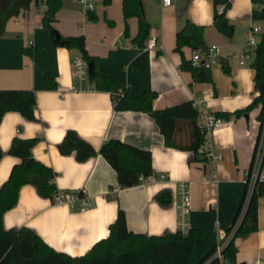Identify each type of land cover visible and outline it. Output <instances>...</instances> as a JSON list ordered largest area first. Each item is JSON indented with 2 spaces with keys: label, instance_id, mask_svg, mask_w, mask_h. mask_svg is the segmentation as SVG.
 <instances>
[{
  "label": "crops",
  "instance_id": "crops-1",
  "mask_svg": "<svg viewBox=\"0 0 264 264\" xmlns=\"http://www.w3.org/2000/svg\"><path fill=\"white\" fill-rule=\"evenodd\" d=\"M80 1L61 0L62 6L50 23L53 31L62 38L83 36V47L95 59L98 72L117 82L132 98L149 91L155 94L151 101L153 110L199 96L210 113L229 114L208 135L211 152L220 159L196 161L190 150L166 146L159 127L147 113L116 111L109 92L93 89L87 79L80 84L74 80L70 63L79 56L78 50L54 44L51 33L41 26L44 6L32 1L6 22L0 36V90H30L35 98L34 120L5 112L0 121V187L18 163L7 154L11 141L35 139L31 156L54 171L56 192H80L88 207L79 212L53 204L50 199L37 196L35 189L26 184L19 189L15 205L5 210L2 228L30 229L55 252L70 258L85 254L94 243L103 240L118 210L124 213L125 226L133 234L174 233L178 231L176 184L183 182L188 192L187 229L202 234L194 240L189 256V264H197L212 250L216 234L233 225L245 191L260 108L237 117L232 113L245 109L257 95L253 92V73L247 61L250 59L243 56L250 52L245 43L248 30L254 26L260 35L264 31V3L175 0L162 7L159 0H140L141 12L149 25L146 40L153 38L158 45L156 49L144 50L145 42L139 49L131 41L137 34V18L131 16L124 22L122 0H110L105 7L99 0H91L90 11L96 22L87 20ZM224 7L227 23L233 29L229 39L211 25L213 16ZM185 21L203 28L205 46L219 48V66L209 69L211 83H197L187 71L179 69L181 58L174 51V42ZM124 24L127 36L123 35ZM192 51L183 47V59L189 60ZM79 85L84 90L73 89ZM68 131H73L96 154L83 161H77L74 152L62 154L59 145ZM192 131L186 119L177 120L172 141L187 145ZM109 140L149 152L151 175L143 185L118 187L114 171L98 154ZM259 156L258 153V161ZM258 173L264 178V163L259 165ZM160 192L170 193L167 206L156 201ZM256 206V229L232 239L235 264H263L264 197L257 199Z\"/></svg>",
  "mask_w": 264,
  "mask_h": 264
},
{
  "label": "trees",
  "instance_id": "trees-1",
  "mask_svg": "<svg viewBox=\"0 0 264 264\" xmlns=\"http://www.w3.org/2000/svg\"><path fill=\"white\" fill-rule=\"evenodd\" d=\"M32 1L36 5L44 6L41 26L51 33L54 44L63 48L78 50L82 61L87 65H92L87 80L93 89L110 93L114 110H134L147 113L159 127L166 146L179 150H190L193 159L196 161L206 160L202 150L204 134L199 132L197 126H195V112L191 109L190 102H183L180 105L167 107L163 110H153L151 101L155 94L149 91L142 93L139 97L132 98L125 90L120 88L117 82L109 79L100 71L98 72L95 59L90 57L83 47V36L62 38L51 28L50 23L54 20V14L62 6L61 0H0V36L3 34L6 22L16 17L20 10L26 9ZM99 1L103 7L110 4V0ZM262 1L264 3V0ZM262 10L264 11V4ZM121 13L124 22L131 16L137 18V34L131 41L139 49L142 48L143 42L146 41L148 36L149 25L141 12L140 0H122ZM84 14H86L88 21L96 22L97 18L90 10H85ZM211 25L224 37L228 39L231 37L233 29L225 18V7L220 13L213 16ZM123 30V35L127 36L126 24H124ZM202 34L203 28L201 26H195L189 21H185L175 35L174 51L181 58L180 71H187L197 83H211L209 69L194 68L191 66L190 61L184 60L181 55L183 47H188L191 50L205 48ZM258 42L252 51L249 63L253 73V92L257 95L251 99L245 109L232 113L233 116L237 117L247 114L257 106L260 108L256 117L259 124L258 133L251 154L250 166L245 177V191L233 225L247 196V185L256 155L258 153L264 154V148L262 149V144H264V31ZM222 69L227 72L225 67H222ZM34 107L35 98L30 90H0V121L5 112H15L27 120H34ZM215 115L222 120H227L230 117L229 114ZM183 119L190 123L193 131L189 144L180 146L172 141V136L176 121ZM35 142V139L14 138L8 147L7 154L16 158L18 163L10 169L4 184L0 187V264H189V256L195 243L194 240L202 237L198 230L187 229L186 233L176 231L158 236L133 234L125 226V217L122 210H118L114 221L108 225V235L103 240L94 243L85 254L72 258L61 252H55L30 229L22 227L18 230H3V214L5 210L15 205L18 199V191L22 185H31L37 196L48 198L51 201L56 192L53 183L54 171L43 163L35 161L31 156V149ZM59 146L62 154L74 152L77 161L86 160V158L96 154L92 147L80 140L73 131H68ZM98 154L114 171L117 185L120 188L136 186L138 176L148 177L151 175V160L147 151L120 141L109 140L102 144ZM2 156L3 153L0 150V159ZM251 190L232 239L237 235L251 233L256 229V202L259 197H264V181L259 180L257 177ZM170 199L171 196L168 192H160L156 196V201L162 206H167ZM231 227L225 232H229ZM232 239L221 252V256L227 264H235V250ZM212 251L213 248L197 264H204L210 258ZM205 264H218V262L217 260H210Z\"/></svg>",
  "mask_w": 264,
  "mask_h": 264
},
{
  "label": "built area",
  "instance_id": "built-area-1",
  "mask_svg": "<svg viewBox=\"0 0 264 264\" xmlns=\"http://www.w3.org/2000/svg\"><path fill=\"white\" fill-rule=\"evenodd\" d=\"M161 6H169L172 1L175 0H159ZM82 7L85 10H92L91 0H81ZM260 33L257 27H251L248 30V34L246 37V45L250 49V53L254 50V48L259 43ZM157 42L153 38H149L144 43V50H151L157 48ZM246 52L243 56L245 60L250 59L251 54ZM219 57V48L215 45L213 46H206L203 49L193 50L190 56V64L194 68H204L210 69L212 68L217 62ZM251 60V59H250ZM72 64V77L76 80L79 84L82 83L85 79H87L88 75V65L82 61L80 56L74 57L71 59ZM75 90H84L83 88L78 87L73 88ZM190 107L195 112V126L199 132L204 134V145L202 150L204 151L205 157L210 159L213 162H217L220 159L219 155H213L211 152V143L208 140V135L221 123V118L218 116L210 113L202 99L198 96H194L191 98ZM260 160L258 161L257 158L254 161L252 166L250 177L247 185V196L242 206L241 211L239 212L237 219L235 220V224L231 227L229 232L219 231L215 237V243L213 246V251L210 255V258L205 262L207 263L210 260H217L218 264H227L223 260V256H221V252L223 248L231 241L232 236L237 228L239 221L242 217L244 212V206L247 201V198L252 191V186L254 180L258 177L259 180L264 181V178L258 173V167L261 163H264V154H260ZM146 177L138 176L136 185H143L145 182ZM176 192H177V201L175 203V209H177V225L178 231L181 233H186L187 225H186V214H187V202H188V192L186 191V185L183 182H179L176 184ZM52 203L57 205H65L68 209H74L79 212H83L87 209L88 203L84 199V195L80 192L72 193L70 195L64 194L62 192H55L52 198ZM204 263V264H205ZM264 264V261H263Z\"/></svg>",
  "mask_w": 264,
  "mask_h": 264
},
{
  "label": "water",
  "instance_id": "water-1",
  "mask_svg": "<svg viewBox=\"0 0 264 264\" xmlns=\"http://www.w3.org/2000/svg\"><path fill=\"white\" fill-rule=\"evenodd\" d=\"M140 6H141V3H140ZM91 69H92V65L88 64V74L90 73Z\"/></svg>",
  "mask_w": 264,
  "mask_h": 264
},
{
  "label": "rangeland",
  "instance_id": "rangeland-1",
  "mask_svg": "<svg viewBox=\"0 0 264 264\" xmlns=\"http://www.w3.org/2000/svg\"><path fill=\"white\" fill-rule=\"evenodd\" d=\"M250 53V52H249ZM247 61H250V60H247ZM217 66H219V64L217 63V64H215L212 68H214V67H217Z\"/></svg>",
  "mask_w": 264,
  "mask_h": 264
}]
</instances>
